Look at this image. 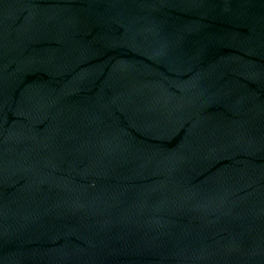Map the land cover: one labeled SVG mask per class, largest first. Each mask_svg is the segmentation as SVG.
<instances>
[{"label": "water", "instance_id": "obj_1", "mask_svg": "<svg viewBox=\"0 0 264 264\" xmlns=\"http://www.w3.org/2000/svg\"><path fill=\"white\" fill-rule=\"evenodd\" d=\"M0 264H264V0H0Z\"/></svg>", "mask_w": 264, "mask_h": 264}]
</instances>
